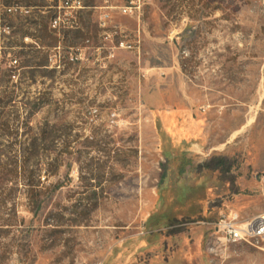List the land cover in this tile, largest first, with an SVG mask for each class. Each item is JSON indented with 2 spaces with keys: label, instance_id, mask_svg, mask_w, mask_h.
I'll list each match as a JSON object with an SVG mask.
<instances>
[{
  "label": "rangeland",
  "instance_id": "374dc122",
  "mask_svg": "<svg viewBox=\"0 0 264 264\" xmlns=\"http://www.w3.org/2000/svg\"><path fill=\"white\" fill-rule=\"evenodd\" d=\"M50 4L0 0V264H264V240L207 250L221 213H264V0H139L105 29L84 0L60 34Z\"/></svg>",
  "mask_w": 264,
  "mask_h": 264
},
{
  "label": "built area",
  "instance_id": "2783aa9c",
  "mask_svg": "<svg viewBox=\"0 0 264 264\" xmlns=\"http://www.w3.org/2000/svg\"><path fill=\"white\" fill-rule=\"evenodd\" d=\"M117 0H104L102 11L97 16V25L105 29L110 22V11L118 9L122 14L132 15L139 11V0H127V5H115L112 2ZM48 7L50 12L48 27L58 34L70 30L79 29V14L85 8L84 0H50ZM54 2V3H52ZM31 6H23L18 3L4 6L6 14H24L31 10ZM9 28L0 23V46ZM18 60L11 58L9 67H17ZM211 225L214 231L213 239L209 241L207 250L215 253L218 248L227 243H258L264 240V213L258 214L253 218L244 219L237 212L230 211L221 213Z\"/></svg>",
  "mask_w": 264,
  "mask_h": 264
},
{
  "label": "trees",
  "instance_id": "16d2710c",
  "mask_svg": "<svg viewBox=\"0 0 264 264\" xmlns=\"http://www.w3.org/2000/svg\"><path fill=\"white\" fill-rule=\"evenodd\" d=\"M34 147L35 146H33V144H27V145L25 144L21 146V151L25 153L31 150L32 148L34 149ZM9 165L11 164L5 163L3 167L2 176H1V180L3 184H5L11 176L16 175L17 171L26 172V167H27L26 161L20 162V164L13 166V168H9ZM31 185H34V184H31Z\"/></svg>",
  "mask_w": 264,
  "mask_h": 264
}]
</instances>
